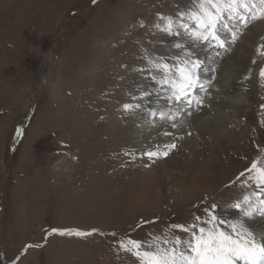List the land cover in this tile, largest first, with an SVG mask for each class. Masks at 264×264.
<instances>
[{
    "label": "rangeland",
    "instance_id": "374dc122",
    "mask_svg": "<svg viewBox=\"0 0 264 264\" xmlns=\"http://www.w3.org/2000/svg\"><path fill=\"white\" fill-rule=\"evenodd\" d=\"M193 1L0 0V264H139L120 249L121 239L142 241L145 248L158 236L187 239L172 226L194 216L207 220L212 204L231 221L240 215L231 205L244 195L264 199L253 180L240 176L264 148V43L258 42L264 33L248 44L254 53L246 67L236 70L242 91L225 103L235 113L221 112L231 135L213 140L206 126L201 137L186 124L179 131L166 128L176 139L151 136L171 115L179 120L182 113L173 110L140 129L144 96L151 97L162 78L149 61L175 66L200 56L198 80L207 70L215 77L202 82L193 99L210 108L228 80L217 86L218 65L209 64L219 51L222 61L234 60L243 33L248 37L264 23L251 18L259 15L256 8L249 18L226 16L227 27L220 25L218 33L223 50L182 28L173 36L156 27L164 26L161 17L179 23L181 14L195 10ZM183 22L194 26L186 15ZM44 76L59 81L54 98L41 83ZM166 87L172 91L168 85L160 90ZM125 103L139 107L125 110ZM168 143L177 147L167 157L144 155ZM135 157L148 162L138 166ZM58 161H66L68 170L56 171ZM253 216L244 223L261 235L263 216ZM53 228L98 231L49 236Z\"/></svg>",
    "mask_w": 264,
    "mask_h": 264
},
{
    "label": "snow or ice",
    "instance_id": "6c2138e0",
    "mask_svg": "<svg viewBox=\"0 0 264 264\" xmlns=\"http://www.w3.org/2000/svg\"><path fill=\"white\" fill-rule=\"evenodd\" d=\"M96 3L97 0H92ZM260 5L259 15L252 14L253 20L264 18V0H258ZM256 7L250 0H197L195 10L180 15L178 23L172 17H161L164 26L156 27L173 36L180 35L179 29L195 40L206 42L214 41L222 47L224 41L219 36L220 25L224 24L225 14L231 19L244 18L240 10L252 13ZM193 21L194 26L184 23V16ZM224 27H227L224 24ZM236 34L233 33V39ZM176 47H181L177 44ZM260 48L264 50V45ZM154 68L162 73V78L157 82L171 88V99L180 101L190 95V89L201 87L197 77L198 62L192 59H181L178 64L171 66L167 63L149 61ZM260 77L264 79V68L260 70ZM152 79H156L155 76ZM192 100L187 99L190 107ZM203 104V99L197 100V106ZM139 105L125 103V110L138 108ZM191 113H189L190 115ZM155 115V113H153ZM173 127L176 125L173 124ZM19 135V133H17ZM190 135V133H189ZM177 147L175 143L164 145L160 149L145 150L144 155L149 159L167 157ZM129 155H134L129 153ZM241 177L247 176L253 180L261 192H264V148L260 149V157L251 163L247 172H241ZM240 215L231 221H226L218 215L216 204L210 205L206 211L207 220L201 216H194L188 224H177L172 227L187 234V239L174 235L169 239L167 235L154 237L153 241L144 247V242L136 239H121L119 247L122 251L133 254L139 264H264V234L253 233L244 223V218L259 214L264 216V199L257 193L244 195L231 205ZM227 225V230L221 225ZM97 229L84 231L78 228H53L48 235L88 237L96 233ZM116 236V233H112ZM39 247L40 245H34ZM33 247V245H29Z\"/></svg>",
    "mask_w": 264,
    "mask_h": 264
},
{
    "label": "bare ground",
    "instance_id": "6f19581e",
    "mask_svg": "<svg viewBox=\"0 0 264 264\" xmlns=\"http://www.w3.org/2000/svg\"><path fill=\"white\" fill-rule=\"evenodd\" d=\"M250 2L254 3L256 5L255 8L257 9V12L259 13L260 5H259L258 0H250ZM196 3H197V1L191 2V4L194 5V8L196 7ZM255 8L253 10H255ZM240 12H241L242 15L243 14L246 15V17H244V18H249L250 17V16H248L249 13L245 12L243 9H241ZM252 12H254V11H252ZM226 16H227V14L225 15V17ZM257 26L258 27L255 30L250 31L251 32L250 36L246 37V34L243 33V37H242L243 43L239 47L240 51L238 52L237 57L234 60L229 61L230 59H225L224 58L225 60L222 61V59L220 58V55H222V53H220V51H219L218 52L219 56L215 57V60H212V62H211L212 65L209 64V67H211L213 65H218V66H216V71H218V73H217V76L215 78V83H216L217 86L220 85L219 84V80H221V81L228 80L226 82V84H225V88L227 90L222 92L221 95L219 94L218 96H215L217 98L214 101L212 100V103H211L212 105H211L210 108H207V106H203V105L202 106H197V103H194L195 99H193V98L194 97L197 98V96L200 95V92L199 93L195 92V91L198 90V89L195 90L196 88H199L198 86L195 87L194 89H190L189 90L190 91V95L188 97L189 98L192 97L191 100L193 101L192 105L189 107L186 104V100H187L188 97H185L184 99H182L180 101H176L174 99H171L170 98L171 97V92L167 91V87L164 90H162V89L160 90V87L162 85L159 84V83H156L155 85H153L152 91H150V92H154L153 95L150 97V95H147L145 93L146 96H144V99L142 98L143 101L146 102V103H145V107H144L145 110L141 113L140 119H139L140 124L142 126V127L140 126V129L143 130L144 127H147V128L150 129L151 125H153L154 122L156 121V118L159 119L161 117L160 119H164L165 116L167 114H171V111L173 110L174 114L177 113V114L180 115L182 113L181 117L179 118V120L176 121L174 119V115L173 116L171 115L170 120H168L166 123H164L162 125L161 129H160V127L157 126L156 130L158 131V133H152L151 132V136H158V137L164 136V138L170 137L172 139H176V135H174L173 132H171L170 130L166 129V128L173 127L172 126L173 124L176 125L175 126V131H179L182 127L185 128L186 124H190L191 125L190 128H192L193 131L195 129L196 132H198L201 137L203 136L201 128H202V126H204V127L206 126L205 130H206V132H208L207 134H210L211 139H213V140H218L221 137H223L224 135H231V132L229 131L230 129H227V126L224 125V123H223L221 112L224 111L226 114H229L230 117H232L233 114L235 113V108H233L232 106H226L225 103H226L227 100L232 99L233 97L237 96L242 91V88H241L242 87V85H241L242 81L241 80L243 78L237 75L238 73H237L236 70L237 69H242V68L244 69L246 67V63H245V62H247L246 60L248 59V57L250 55H252L254 53V52H252V50L249 47L251 45L253 47L254 42L259 37V36H257L258 33H260V34L264 33V23H260V25L258 24ZM256 30H259V31L257 33H255ZM204 42H206V41H203L201 44H204ZM258 42H259V44H263L264 43L263 41H258ZM212 43H215V42L212 41ZM186 45H187V41H185V46ZM215 45H216V43H215ZM207 48H209V47H207ZM207 48H205V49H207ZM221 49L222 50L225 49L224 46H222L220 48V50ZM206 51H208V50H206ZM212 53L214 54V52H212ZM203 55L205 56L204 53H203ZM199 59H200V56L197 57V59H196L198 64H200V60ZM203 59L206 60V58L202 57V60ZM193 60H194V57H193ZM201 66L202 65H200V67ZM197 70H199V69H197ZM154 74H155V72H154ZM202 76H203V74H202ZM204 76H205V74H204ZM203 77L201 79H199L200 80L199 81L200 85H201L202 82H205L207 79H209L207 81L214 80V77H215L214 76V72L210 71V70H207V76H205L206 79H203ZM239 79H241V80L239 81ZM211 90L212 89H209V88L205 90V91H208L207 92L208 96L210 95L209 92ZM205 91L203 92L204 94L206 93ZM220 91H221V86H220ZM140 94H142V93H140ZM142 105H143V103H142ZM146 105H147V107H146ZM183 111H186V114H183ZM154 112H156L157 114L153 115ZM189 113H191V114L189 115ZM201 114H203V115H201ZM158 121H161V120H158ZM146 130H148V129H146ZM190 134H191V132H190ZM131 136H132V134H129V138ZM177 140L178 141L179 140L182 141L181 138H178ZM134 160L137 161L136 164L138 166H143V164L145 165L148 162V160L146 158H140L139 159V157H135ZM260 216H262V215H260ZM253 218H255V216H253ZM261 223H262V225L264 227V216L261 218ZM259 233L264 234V228Z\"/></svg>",
    "mask_w": 264,
    "mask_h": 264
},
{
    "label": "clouds",
    "instance_id": "9594fccd",
    "mask_svg": "<svg viewBox=\"0 0 264 264\" xmlns=\"http://www.w3.org/2000/svg\"><path fill=\"white\" fill-rule=\"evenodd\" d=\"M41 83L43 86H45L48 89V93L50 95V97H55L56 94L58 93V91L60 90V84L59 81L57 80H50L48 77L44 76L41 80ZM73 162H75L74 158ZM59 165H64L63 168L59 167ZM56 171H67V165H66V161H58L57 162V166L55 167Z\"/></svg>",
    "mask_w": 264,
    "mask_h": 264
}]
</instances>
